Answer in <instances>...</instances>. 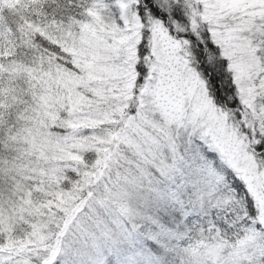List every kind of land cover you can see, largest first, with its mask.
I'll use <instances>...</instances> for the list:
<instances>
[{
    "label": "snow or ice",
    "instance_id": "obj_1",
    "mask_svg": "<svg viewBox=\"0 0 264 264\" xmlns=\"http://www.w3.org/2000/svg\"><path fill=\"white\" fill-rule=\"evenodd\" d=\"M0 264H264V0H0Z\"/></svg>",
    "mask_w": 264,
    "mask_h": 264
}]
</instances>
